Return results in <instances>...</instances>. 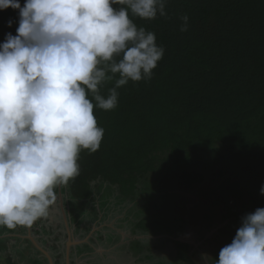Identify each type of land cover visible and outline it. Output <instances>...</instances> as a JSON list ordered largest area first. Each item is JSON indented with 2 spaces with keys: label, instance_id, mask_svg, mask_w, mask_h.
<instances>
[{
  "label": "trees",
  "instance_id": "16d2710c",
  "mask_svg": "<svg viewBox=\"0 0 264 264\" xmlns=\"http://www.w3.org/2000/svg\"><path fill=\"white\" fill-rule=\"evenodd\" d=\"M164 10L151 20L129 12L138 28L155 33L163 56L150 79L117 89L115 109L94 107L104 129L100 147L81 151L80 175L61 190L93 207L95 181L108 190L116 186L117 198L144 196L136 230L177 236L192 211L186 210L185 199H195L188 192L211 174L220 179L215 188L227 219L240 226L245 214L264 207V0H165ZM184 15L188 29L180 31ZM18 20V10H0V42L16 34ZM176 190L183 194L171 198ZM156 242L136 240L132 247Z\"/></svg>",
  "mask_w": 264,
  "mask_h": 264
},
{
  "label": "clouds",
  "instance_id": "9594fccd",
  "mask_svg": "<svg viewBox=\"0 0 264 264\" xmlns=\"http://www.w3.org/2000/svg\"><path fill=\"white\" fill-rule=\"evenodd\" d=\"M9 7L19 20L0 42V226L16 229L47 217L54 189L80 175L81 151L99 149L104 129L94 107L115 109L117 89L151 78L164 49L129 12L164 16L165 0H0V10ZM188 19L181 17L180 31ZM201 258L264 264V207L241 218L218 259Z\"/></svg>",
  "mask_w": 264,
  "mask_h": 264
},
{
  "label": "rangeland",
  "instance_id": "374dc122",
  "mask_svg": "<svg viewBox=\"0 0 264 264\" xmlns=\"http://www.w3.org/2000/svg\"><path fill=\"white\" fill-rule=\"evenodd\" d=\"M213 179V180H212ZM220 179L214 180V177L210 174L207 178V182L198 186L192 192H188L190 195L195 198L193 202L187 201V204L194 205V208L191 211V214H187L186 218L189 220L186 228L181 231L180 235L174 237H184L186 240L183 241L182 245H178L175 241H157L155 246H150L148 249H138V248H129V241L122 243L121 248H118V245H114L118 240L108 239L107 237L103 238L105 241H98V247L101 250L102 257L97 258L95 254L88 253L87 250H74L73 256H86L90 260L91 264H112L113 258H116L119 264H205V261L201 258L202 253H206L208 256L213 259H218L217 250L220 246H225L230 244L233 237L236 234V230L239 227L237 222L233 218L227 219L226 217V208L223 201L221 200V194L217 191L215 186H217ZM95 189H98L97 203H106L109 204L111 200L119 201L120 198L117 194V187L110 186L111 189L108 190L107 183L93 182ZM145 186V185H144ZM100 190V191H99ZM58 198V197H57ZM56 198L55 202L50 206L49 212L50 220L48 223H51L54 228L50 232L48 239V249L53 253L54 256L59 255V250L54 248L52 245L56 243L54 240L55 235L61 233L60 227L57 225L61 221L59 217V212L61 211L58 207L59 200ZM124 199V198H122ZM128 200V199H124ZM144 196H138L133 200H128L132 203L128 204V208L124 214H126V220L123 223L133 222L134 220H139L145 216V207L146 203L144 202ZM70 200L63 202V205L68 209L67 221L70 231L72 233L71 227L73 228L74 224H77L81 219L85 222L89 221L94 223L95 220L90 218L95 214V208L93 203L86 204L85 202ZM196 203H199L196 205ZM88 205V206H87ZM160 208V207H159ZM103 209V208H102ZM105 209V208H104ZM97 210V209H96ZM107 210H110L107 208ZM159 210H162L161 208ZM110 212V214H109ZM107 212L109 217L112 214L111 211ZM190 211H188L189 213ZM177 213V212H176ZM166 214V211H164ZM163 214V215H164ZM107 217L105 220H108ZM82 220V221H83ZM101 222V221H100ZM103 222V221H102ZM108 222V221H106ZM87 223V222H86ZM72 225V226H71ZM228 226L230 229H228ZM62 227V226H61ZM63 228V227H62ZM124 232V228L118 227ZM105 233L109 231L104 229ZM167 233V232H166ZM119 232L114 234V238L118 237ZM76 235H70V241L76 239ZM173 236V235H172ZM64 237L61 238V241ZM51 239L53 241H51ZM99 240V237L96 238ZM146 241V240H144ZM60 243V240H57ZM64 243V241L62 242ZM114 245L112 248L110 246ZM83 248V246H81ZM107 248V249H105ZM105 249V251H104ZM88 262V264H90ZM28 264V263H27ZM77 264V263H76Z\"/></svg>",
  "mask_w": 264,
  "mask_h": 264
},
{
  "label": "crops",
  "instance_id": "0c3cea01",
  "mask_svg": "<svg viewBox=\"0 0 264 264\" xmlns=\"http://www.w3.org/2000/svg\"><path fill=\"white\" fill-rule=\"evenodd\" d=\"M130 203L132 202L128 200H123L121 198L119 201H115L114 204L119 206V209H117L118 214L116 213L113 214V211H111L112 214L110 216L112 217H109L108 220H105L104 217H101L99 214L96 216L97 218L94 217L95 215L90 217V218L93 217V219L95 220L94 223H91L89 221H86L87 222L86 223L83 219H81L77 224H74L73 228L71 227L72 233L69 232L68 240L70 239V235L72 234V235H76L75 236L76 239L80 240L82 244H86V245L96 244L94 245V248H95V255H97L95 257L97 258L102 257L101 250L98 247L99 245L97 243L98 241H103L102 237H107L110 240L114 239V241L119 239L115 244L118 245L117 246L118 248H121V246H123L121 245L122 243L128 242L129 239L134 240L135 239L134 236L136 235H141V233L137 231L135 227L137 225V222L140 219L134 220L132 223L131 222L127 223V221L126 223H123V221L126 220V214H127V213L126 214L124 213L127 212L126 211L127 209H129L128 204ZM60 204H61L60 210H62L63 219L65 220L64 227L66 226L67 231H70V228L68 226V221H67L68 213H66V210L68 211L69 208L68 207L66 208L63 205V200L61 199H60ZM109 205L110 204H107V202L94 204V206L99 207L100 209H101L100 206H103L104 208H106L107 206L109 207ZM96 211L97 213H99L98 208L97 210L95 208V212ZM115 212H116V209H115ZM44 225L46 224L40 223V225L38 226L37 223H33L31 228L18 226L16 229H7L6 227L0 226V243L3 245V248L0 251V264H27V263L31 264L30 261L32 262V260L29 259L28 254H25V250L27 249L26 244H30L34 251H38V248H43V249L45 248L51 253L50 249H48V246H46L44 243L45 238L47 237L45 235L48 234L44 231L45 229ZM118 227L124 228L125 229L124 232L123 230L119 231L120 229ZM104 229H108L109 231L105 233ZM117 232H119L118 237L114 238V234H117ZM82 237L83 239H81ZM97 237H99V240L96 239ZM90 238H93V240L90 241ZM132 244H131V247H132ZM114 245L110 246V248H112ZM128 246L130 247V245ZM34 257H35L34 258L35 260H39L38 259L39 257L36 256V252H34ZM53 261L55 264H60L58 260L54 259ZM117 261L113 260L112 264H119ZM85 262H86V258L84 257H82L81 260L77 258L75 262L72 261L73 264H76V263L85 264ZM37 264H43V263L41 260H39L37 261Z\"/></svg>",
  "mask_w": 264,
  "mask_h": 264
},
{
  "label": "flooded vegetation",
  "instance_id": "af4514ba",
  "mask_svg": "<svg viewBox=\"0 0 264 264\" xmlns=\"http://www.w3.org/2000/svg\"><path fill=\"white\" fill-rule=\"evenodd\" d=\"M92 185L94 186V184L92 183ZM100 191V190H99ZM93 197H94V202H95V204L97 203V195H98V189H95V186H94V191H93ZM176 193L177 194H174V195H172V197L171 198H176L175 197V195H178V194H183V193H181V191H179V190H176ZM187 195V194H186ZM57 199L59 200V202H58V207H59V209H60V199L61 200H63V202H64V204H65V201H68V200H70V202L71 201H79V202H83V200L81 201V200H79V199H75V198H71L70 196H68L67 195V192H64L62 195H61V198L59 197V195H58V190H57ZM179 201H181L182 203H183V200H182V198H180L179 199ZM114 202L115 201H113V200H111L110 201V205H109V207L107 206L105 209H104V207L103 206H100L101 207V209L99 208V207H96V209L98 208L99 209V213H97V211L95 212V217L99 214L101 217H104L105 219L107 218V217H109V214H110V212L109 211H113V214H118L117 213V209H119V206H117L116 204H114ZM185 202H186V210H189L190 208L191 209H193V206L194 205H191V204H187V199H185ZM98 203H101V202H98ZM169 203H171V204H173L174 203V201H173V199H171L170 201H169ZM190 203V202H189ZM103 208V209H102ZM107 208H109L110 210H107ZM66 209V208H65ZM115 209H116V212H115ZM107 212H109V214H107ZM50 215H51V213L49 212V214H48V216L47 217H44V218H41V219H38L36 222H34V223H37V225L39 226L40 225V223L41 224H46V225H44V227H45V229H44V231L46 232V233H48V234H46L45 236H47L46 238H45V241H44V243L46 242V245H48L49 246V241H48V239H50L48 236H49V234H50V232L51 231H53V227H52V225H50L51 223H48V221L50 220ZM59 217L61 218V221L59 222V223H57V225L60 227V229H61V233H59V234H57V235H55V237H54V240L56 241V243H54V245H52L54 248H56V249H58L59 247L62 249V250H59V255L57 254L56 256H54L53 255V253L51 252H49L48 250H46L45 248V251L47 252V254L48 255H50L51 256V258H52V260H58V262L60 263V264H66V259H65V252H66V246H67V243L70 241V240H68V236H69V231H67V229H66V226L64 227V222H65V220L63 219V213H62V210L59 212ZM97 218V217H96ZM47 219V220H46ZM185 227H186V225H188V219L186 218V220H185ZM67 225V224H66ZM63 228H62V227ZM32 226H30V228H31ZM161 231V230H160ZM142 234H147V233H141V235ZM165 234L166 235H169V236H165ZM150 235H160L159 237H157V238H155V239H146V238H144V239H129V245H130V249H131V244H132V242H134V241H136V240H140V241H144V240H155V241H159V240H161V239H164V238H168V239H171V240H174V241H177V242H181V243H183V241H179V240H176V239H174L173 237L174 236H172L171 234H169V233H166V232H158L157 234H150ZM171 236H172V238H171ZM62 237H64L63 239H62V241H61V238ZM84 237V236H83ZM83 237L81 238V239H83ZM48 238V239H47ZM94 238V237H93ZM93 238H90V241H92L93 240ZM103 238H105V237H102V239ZM60 240V243H58L57 242V240ZM51 241H53L52 239H51ZM64 241V243H62ZM94 241H95V239H94ZM103 241L104 242H108V241H105V239H103ZM67 242V243H66ZM40 244V243H39ZM27 245V249L25 250V254H28V257H29V259H31L32 260V262L30 261V263L31 264H37V261H39V260H41L42 261V263L43 264H49V261H48V255L46 254V253H44V252H42L39 248H38V251H34L33 249H32V246L30 245V244H26ZM94 245H96V244H92V245H86V244H82L81 242H77V241H75L73 244H71L70 245V247H69V264H73L72 263V261H76V259L78 258L79 260H81V258L82 257H84V258H86V256H84V255H81V256H73L74 255V250L75 249H78V250H87V251H89L88 253H94L95 254V248H94ZM116 245V244H115ZM81 246H83V248L81 247ZM95 247H97V246H95ZM59 248V249H60ZM34 252H36V256L37 257H39L38 259L39 260H35L34 258ZM80 257V258H79ZM113 260H115V261H117L116 260V258H113ZM54 262V261H53ZM56 262V261H55ZM88 262H90V260H88L87 259V261L85 262V264H88ZM93 264H94V262H92ZM81 264V263H80Z\"/></svg>",
  "mask_w": 264,
  "mask_h": 264
},
{
  "label": "water",
  "instance_id": "95a60500",
  "mask_svg": "<svg viewBox=\"0 0 264 264\" xmlns=\"http://www.w3.org/2000/svg\"><path fill=\"white\" fill-rule=\"evenodd\" d=\"M63 194V192H62V190H61V186H58V195H59V197L61 198V195ZM160 235H150V234H142V235H136V236H134L136 239L137 238H139V239H144V238H146V239H155V238H157V237H159ZM165 236H169V235H166L165 234ZM170 237V236H169ZM171 238H172V236H171ZM174 239H176V240H179V241H185L186 239L184 238V237H173ZM75 241H77V242H80V240H78V239H75V240H73V241H69L68 243H67V246H66V252H65V259H66V264H69V247H70V245L71 244H73ZM42 252H44V253H46L47 254V252L43 249V248H39ZM48 255V254H47ZM48 261H49V264H55L54 262H53V260H52V258H51V256L50 255H48Z\"/></svg>",
  "mask_w": 264,
  "mask_h": 264
}]
</instances>
